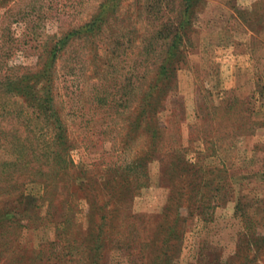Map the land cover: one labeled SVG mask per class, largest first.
Segmentation results:
<instances>
[{
	"label": "rangeland",
	"instance_id": "rangeland-1",
	"mask_svg": "<svg viewBox=\"0 0 264 264\" xmlns=\"http://www.w3.org/2000/svg\"><path fill=\"white\" fill-rule=\"evenodd\" d=\"M136 1L0 0V264H264V0Z\"/></svg>",
	"mask_w": 264,
	"mask_h": 264
},
{
	"label": "trees",
	"instance_id": "trees-1",
	"mask_svg": "<svg viewBox=\"0 0 264 264\" xmlns=\"http://www.w3.org/2000/svg\"><path fill=\"white\" fill-rule=\"evenodd\" d=\"M139 3L140 1L142 0H138ZM138 1H136L138 3ZM164 1H168V0H153L152 2L149 3V1L147 0V4L143 7L142 11L143 13L147 12L149 14H152L156 20L158 21V24L155 26V29L157 28V30L154 32V37H153V41L151 42L152 43V47H154V43L155 41H163L167 43V46L168 48H171L173 49L175 47V42L177 41V39L180 38V28L183 27L185 25V22H186V16H187V13L189 12V9H190V6L192 5V1L191 0H177L180 2V7H179V14L176 15V19H177V22H178V25H173L171 23V19H169L167 17V19L165 20L166 16L164 14V8H163V3ZM173 1V0H172ZM166 6V5H165ZM111 9L110 6L108 5H104L101 9V12L99 15H101V17H103V19L99 20V21H93L91 22L90 24H88L84 29H82L81 31H76L72 34H84L86 37H89L90 35L98 32L101 30L102 28V24L104 23V19L106 17V9ZM166 9H167V6H166ZM168 9H169V6H168ZM165 20V21H164ZM160 22V23H159ZM70 34V35H72ZM176 48V47H175ZM174 48V49H175ZM153 50V49H152ZM170 57H171V54H170ZM164 75V73H163ZM149 105H147L145 102H142L141 104V107L144 109L143 112H142V116H143V119H141L142 117L139 116L137 117V119H133L132 122H133V125L131 126L130 123L128 125V128H131L132 129H141L144 124L146 123L145 126H147V129L149 130V132L151 133H154V135H157V132L155 131L156 130V126L155 124H151V125H147V107ZM143 120H145V123H143ZM106 217L105 216H102V220L105 221Z\"/></svg>",
	"mask_w": 264,
	"mask_h": 264
}]
</instances>
